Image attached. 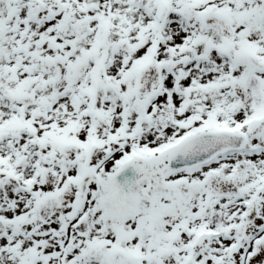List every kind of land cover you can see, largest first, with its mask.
I'll return each mask as SVG.
<instances>
[{
  "label": "snow or ice",
  "instance_id": "6c2138e0",
  "mask_svg": "<svg viewBox=\"0 0 264 264\" xmlns=\"http://www.w3.org/2000/svg\"><path fill=\"white\" fill-rule=\"evenodd\" d=\"M0 264H264V0H0Z\"/></svg>",
  "mask_w": 264,
  "mask_h": 264
}]
</instances>
